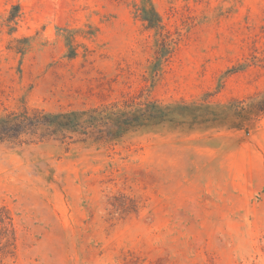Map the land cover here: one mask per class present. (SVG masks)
Listing matches in <instances>:
<instances>
[{"label": "rangeland", "instance_id": "1", "mask_svg": "<svg viewBox=\"0 0 264 264\" xmlns=\"http://www.w3.org/2000/svg\"><path fill=\"white\" fill-rule=\"evenodd\" d=\"M148 3L177 39L162 64L160 34L140 17ZM254 56L264 59V0H0V113L142 94L201 114L264 89ZM191 122L132 132L114 148L0 143L17 264H264V119L249 133ZM121 194L140 210L112 218Z\"/></svg>", "mask_w": 264, "mask_h": 264}, {"label": "trees", "instance_id": "2", "mask_svg": "<svg viewBox=\"0 0 264 264\" xmlns=\"http://www.w3.org/2000/svg\"><path fill=\"white\" fill-rule=\"evenodd\" d=\"M20 17V7L14 6L7 19L10 31L14 30L12 24H16ZM140 17L149 29L160 34L156 61L160 64L167 62L174 52L177 39L171 32H164L161 17L152 4L143 5ZM253 58L252 62H259L264 70V59L257 56ZM244 66L250 64L239 65L231 71L237 73ZM198 106H192L184 100L166 104L140 94L83 111L57 114L29 107L4 109L0 113V143L27 145L54 140L67 147L92 143L114 148L132 132L173 123L177 117L197 125L231 121L233 128L249 133L264 119V89L245 99L234 98L225 104L215 105V108H202L201 114L197 112ZM110 206L112 218L119 216L122 219L140 210L136 200L123 194L114 196ZM18 239L15 217L11 209L0 202V264H17Z\"/></svg>", "mask_w": 264, "mask_h": 264}]
</instances>
